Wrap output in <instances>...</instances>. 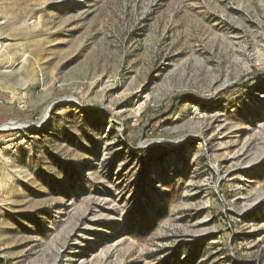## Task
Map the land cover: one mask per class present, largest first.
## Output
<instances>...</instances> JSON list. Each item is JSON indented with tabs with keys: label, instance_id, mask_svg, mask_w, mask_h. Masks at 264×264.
<instances>
[{
	"label": "rangeland",
	"instance_id": "rangeland-1",
	"mask_svg": "<svg viewBox=\"0 0 264 264\" xmlns=\"http://www.w3.org/2000/svg\"><path fill=\"white\" fill-rule=\"evenodd\" d=\"M0 264H264V0H0Z\"/></svg>",
	"mask_w": 264,
	"mask_h": 264
},
{
	"label": "trees",
	"instance_id": "trees-1",
	"mask_svg": "<svg viewBox=\"0 0 264 264\" xmlns=\"http://www.w3.org/2000/svg\"><path fill=\"white\" fill-rule=\"evenodd\" d=\"M196 104H197L198 107H201V104H200L199 102H197ZM215 107H216V106L211 107L210 110H214ZM178 258H179V257H177V260H178Z\"/></svg>",
	"mask_w": 264,
	"mask_h": 264
}]
</instances>
